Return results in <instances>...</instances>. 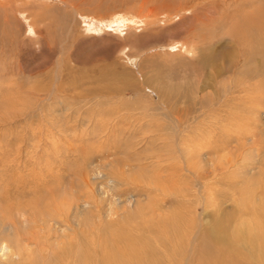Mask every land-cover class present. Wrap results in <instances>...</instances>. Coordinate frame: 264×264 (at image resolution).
Here are the masks:
<instances>
[{
	"label": "rangeland",
	"instance_id": "rangeland-1",
	"mask_svg": "<svg viewBox=\"0 0 264 264\" xmlns=\"http://www.w3.org/2000/svg\"><path fill=\"white\" fill-rule=\"evenodd\" d=\"M0 207L35 264H264V0H0Z\"/></svg>",
	"mask_w": 264,
	"mask_h": 264
},
{
	"label": "bare ground",
	"instance_id": "bare-ground-1",
	"mask_svg": "<svg viewBox=\"0 0 264 264\" xmlns=\"http://www.w3.org/2000/svg\"><path fill=\"white\" fill-rule=\"evenodd\" d=\"M107 26V25H106ZM118 29V28H117ZM121 29V28H120ZM121 32V31H120ZM122 33V32H121ZM122 46V45H121ZM120 46V47H121ZM122 48V47H121ZM121 50V49H120ZM189 151V150H188ZM189 153H193V150L190 149ZM190 169L187 170V172L190 173ZM130 199V198H129ZM130 207H134V203L132 201L128 202ZM40 207H0V226L9 225L10 227L17 226V221L15 218H19L24 224L30 225L29 216L32 214H38L41 215L43 222L47 223L49 225L50 221H53V219H58V214L53 213L56 209V207H48V210L41 211ZM59 208V207H58ZM79 210V207H78ZM50 212V213H49ZM59 213V210H58ZM19 239V238H18ZM22 239L20 240H10L9 237H6L3 239L1 245L5 247L4 253L0 256V264H5L4 261L12 260L11 263L13 264H35V262L31 259L30 255L32 254V250L24 248V245H22ZM22 245V246H20ZM72 243L68 246L71 247ZM58 248H52L48 250L49 253L52 254V256H58L60 253H63V248L60 243H57ZM70 249V248H69ZM67 252L65 250L64 255H66ZM17 258L13 260V258ZM69 257V256H68ZM68 257L64 258V262ZM4 259V260H3ZM67 264H70L67 262ZM238 264V263H237Z\"/></svg>",
	"mask_w": 264,
	"mask_h": 264
}]
</instances>
